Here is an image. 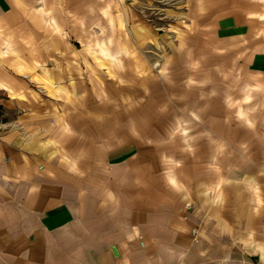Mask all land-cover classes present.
<instances>
[{
  "label": "crops",
  "instance_id": "obj_1",
  "mask_svg": "<svg viewBox=\"0 0 264 264\" xmlns=\"http://www.w3.org/2000/svg\"><path fill=\"white\" fill-rule=\"evenodd\" d=\"M98 2L0 0V264H264V148L251 143L247 179L199 191L147 140L164 82L139 43L100 41ZM188 10L181 31H208L219 57L264 76L257 1ZM119 57L122 77L106 65Z\"/></svg>",
  "mask_w": 264,
  "mask_h": 264
},
{
  "label": "rangeland",
  "instance_id": "obj_2",
  "mask_svg": "<svg viewBox=\"0 0 264 264\" xmlns=\"http://www.w3.org/2000/svg\"><path fill=\"white\" fill-rule=\"evenodd\" d=\"M188 1L99 0V34L100 41L113 42L115 48L128 39L140 44L148 67L164 82L158 106L163 129L147 133V140L162 146L170 164L179 161L183 172L195 173L189 182L199 191L215 196L224 179L250 177L256 167L252 142H258L259 152L264 148V76L247 71L243 54L219 57L208 31H181L187 27ZM255 1L264 18V0ZM131 21L137 31H128ZM115 60L105 62L108 73L122 77L123 57ZM212 119L222 124V132L214 131Z\"/></svg>",
  "mask_w": 264,
  "mask_h": 264
}]
</instances>
